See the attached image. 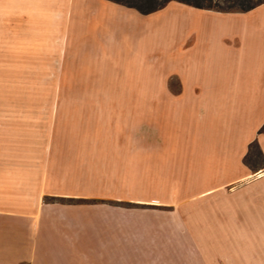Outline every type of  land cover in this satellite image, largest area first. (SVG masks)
I'll return each instance as SVG.
<instances>
[{
  "label": "crops",
  "instance_id": "crops-1",
  "mask_svg": "<svg viewBox=\"0 0 264 264\" xmlns=\"http://www.w3.org/2000/svg\"><path fill=\"white\" fill-rule=\"evenodd\" d=\"M0 28L60 45L48 128L0 116V264H264V3L0 0Z\"/></svg>",
  "mask_w": 264,
  "mask_h": 264
},
{
  "label": "rangeland",
  "instance_id": "rangeland-1",
  "mask_svg": "<svg viewBox=\"0 0 264 264\" xmlns=\"http://www.w3.org/2000/svg\"><path fill=\"white\" fill-rule=\"evenodd\" d=\"M125 1L142 6L139 0ZM168 1L160 0V3L168 4L170 3ZM5 33V29L0 28V116L40 117L44 119V128H48L53 102L58 95L54 91V87L59 78V76L52 75L54 69L52 58L49 55L56 57L60 45L15 42L6 44ZM40 56L43 59L36 58ZM67 79V76H60L62 83L67 82ZM60 96L62 99L61 114L67 116L69 108L65 101L69 98V92L62 90ZM142 131H147V128H143ZM246 162L253 169L264 166V156L257 144L253 145ZM122 174L120 173V175ZM148 178V171H141L139 179L142 184L147 185ZM137 190L140 195L148 196L150 194V189L147 186H142ZM174 207L180 210V205H174ZM163 210L170 211L172 209L157 207L160 217L166 215L161 212ZM195 211L194 209L186 210L189 214Z\"/></svg>",
  "mask_w": 264,
  "mask_h": 264
},
{
  "label": "trees",
  "instance_id": "trees-1",
  "mask_svg": "<svg viewBox=\"0 0 264 264\" xmlns=\"http://www.w3.org/2000/svg\"><path fill=\"white\" fill-rule=\"evenodd\" d=\"M110 1L134 8L142 14L156 12L163 9L167 5L160 3V0H139L142 3V6L129 3L125 0ZM172 1L181 2L200 9L216 10L221 12H246L264 3V0H169L168 2ZM254 144L257 143H253V145Z\"/></svg>",
  "mask_w": 264,
  "mask_h": 264
}]
</instances>
